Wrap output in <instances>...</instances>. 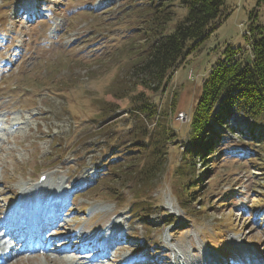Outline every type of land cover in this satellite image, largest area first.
Masks as SVG:
<instances>
[{"label":"rangeland","instance_id":"374dc122","mask_svg":"<svg viewBox=\"0 0 264 264\" xmlns=\"http://www.w3.org/2000/svg\"><path fill=\"white\" fill-rule=\"evenodd\" d=\"M24 2L0 0V59L9 51L20 53L0 77L2 213L17 192L33 187L43 175L48 188L59 185L53 189L64 198L63 219L72 230L88 234V240H96V233L115 240L120 233L122 240L114 241L118 244L114 252H105L103 264H117L133 255L146 258L141 264H250L253 256L256 264H264V145H248L239 135H229L222 148L231 156H222L211 175L201 176L206 198L190 205L177 200L183 182L177 176L182 170L177 140L189 130L202 81L227 47H246L250 17L264 27V0H225L226 19L198 50L180 61L166 85L145 92L162 114L174 103L175 114L167 126L174 129L177 140L163 148L168 152L166 165L145 196L153 207L144 210L132 205L131 186L114 180L123 171L149 164L151 152L131 146L120 163L109 162V167L107 163L124 152L129 139H138L141 121L134 122L129 115L142 88L132 84L130 72L144 48L146 36L140 29L151 27L154 11L149 0H40L50 15L34 21L22 15L29 13L21 6ZM169 2L173 21L165 26L172 31L185 11L178 1ZM232 122L244 126L249 120L234 115ZM154 123L147 128L152 130ZM119 165H123L120 172ZM111 168L107 178L105 171ZM196 168L203 173L202 165ZM127 236L134 238L128 241ZM152 244L161 255L156 257ZM20 257L16 260L13 254L7 264L73 260Z\"/></svg>","mask_w":264,"mask_h":264},{"label":"trees","instance_id":"16d2710c","mask_svg":"<svg viewBox=\"0 0 264 264\" xmlns=\"http://www.w3.org/2000/svg\"><path fill=\"white\" fill-rule=\"evenodd\" d=\"M157 1L148 2L150 10L154 11L151 27L148 25L146 29H140L143 36H146L144 48L140 52L141 60L131 67L130 72L132 84L142 88L134 96L133 111L129 115L130 120L141 121L136 131L138 139L128 140L123 147L124 152L120 154L123 158L117 155L107 163L108 167L109 162L114 165L120 163L132 151L131 146L138 151L148 149L151 152L149 164L146 162L138 171H123L115 175L114 180L119 183L121 181L122 185L126 183L125 187L131 186L132 205L139 204V208L143 210L153 207L145 200V196L160 169L166 165L168 152L163 151V148L177 140L174 129L167 126L175 114L174 103H171L167 113L162 114L145 92L157 91L166 85L180 61L198 50L228 16L223 13L225 0H176L185 12L175 22L172 31H169L165 25L173 21L170 9L172 1ZM247 26L249 34L245 36L246 47H227L222 53V59L209 70L191 108L189 130L185 137L177 140V147H182V166L181 163L179 166L182 170H177V176L183 177L177 200L186 205L197 204L206 198L203 190L205 183L201 176L211 175L215 165L222 161V156L231 155L225 154L222 148L230 140L229 135H239V139L248 145H264V27L255 24L251 17ZM234 115L244 116L249 123L244 126L233 122L230 124ZM154 120V127L149 130L147 126ZM130 134L133 135V131ZM198 164L203 166V173H198ZM122 167L123 165L117 166L116 171L120 172ZM112 170L105 171L107 178ZM186 179L187 184L183 185ZM135 211L130 214L133 215ZM181 226L182 224L172 231L176 233ZM152 245L156 248L157 255H161L162 251Z\"/></svg>","mask_w":264,"mask_h":264},{"label":"bare ground","instance_id":"6f19581e","mask_svg":"<svg viewBox=\"0 0 264 264\" xmlns=\"http://www.w3.org/2000/svg\"><path fill=\"white\" fill-rule=\"evenodd\" d=\"M59 186V185H58ZM55 186H53L52 187V189L54 188ZM57 187V186H56ZM22 193H24V190H22L21 191ZM29 192H33V190L32 189H30L29 190ZM27 194H25V196H26ZM54 196V194H52L51 195V198ZM55 198H52L53 200H55L56 198H57V196H54ZM28 206V205H27ZM61 210L59 209V208H55L54 210H53V215L54 216H60L61 215ZM55 241L56 240H52V241H50V243L54 246V243H55ZM65 241L66 242H68L67 241V239H65ZM2 248V247H1ZM70 248H76L77 249V245H76V240H72V241H70L69 243H68V246L66 247V249H70ZM112 249H115V247L114 248H112ZM120 251V250H119ZM99 254H100V256L98 257V258H100V259H104L103 261H105V259H106V257H107V254L104 252V251H100L99 252ZM83 255H85V254H83ZM19 256H21L20 257V259L22 260V259H24V255L23 254H20ZM254 257V256H253ZM251 258V263L250 264H256V261H255V258ZM9 258V257H8ZM46 259V258H45ZM7 261H8V259H7ZM6 261V262H7ZM51 262V261H50ZM63 262H64V264H76V262L74 261V260H72V261H69V262H67V261H64V260H62V264H63ZM181 264V263H180Z\"/></svg>","mask_w":264,"mask_h":264},{"label":"built area","instance_id":"2783aa9c","mask_svg":"<svg viewBox=\"0 0 264 264\" xmlns=\"http://www.w3.org/2000/svg\"><path fill=\"white\" fill-rule=\"evenodd\" d=\"M178 117H180L181 119L183 118V114L181 113V114H179V116Z\"/></svg>","mask_w":264,"mask_h":264}]
</instances>
